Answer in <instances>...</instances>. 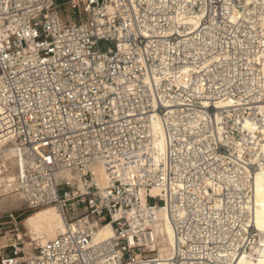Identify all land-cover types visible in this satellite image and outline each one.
I'll list each match as a JSON object with an SVG mask.
<instances>
[{
	"label": "built area",
	"instance_id": "1",
	"mask_svg": "<svg viewBox=\"0 0 264 264\" xmlns=\"http://www.w3.org/2000/svg\"><path fill=\"white\" fill-rule=\"evenodd\" d=\"M263 13L261 0H0V146L18 150L25 208L65 217L24 249L23 220L0 214V264H153L158 212L174 238L164 264L248 252L260 145L242 127L264 105Z\"/></svg>",
	"mask_w": 264,
	"mask_h": 264
},
{
	"label": "bare ground",
	"instance_id": "2",
	"mask_svg": "<svg viewBox=\"0 0 264 264\" xmlns=\"http://www.w3.org/2000/svg\"><path fill=\"white\" fill-rule=\"evenodd\" d=\"M261 2L264 7V0ZM261 23L264 26V13L261 15ZM263 112L264 105H259L257 110L253 111V116L243 121V132L249 134V139L253 142L252 146L260 145V151L254 150V157H252V160L257 162V169L252 176L251 204L246 205L250 208L251 221L257 232L250 250L239 255L235 264H264V162L261 161L264 158V141L261 142L257 138L260 135L262 140L264 139V125L260 123L258 117ZM152 124H159V122L153 118ZM154 144L159 150H163L160 137L155 138ZM8 164L13 168L18 164V150L13 144L0 146V196L17 199L23 196L17 186L18 170L16 172L11 169L4 172L2 165L6 168ZM94 172L99 184H106V174L102 166L95 165ZM63 176L76 178V175L69 171L63 173ZM23 224L26 227L25 235L27 234L28 238L25 243L23 240V243L24 249H27L33 240L40 245L62 232L65 229V217L59 206L50 204L32 211L23 219ZM111 233L112 229L107 225L96 231L93 240L110 236ZM152 239L154 240L153 247H156L158 251V257L153 264H164V259L171 253L174 238L169 221L162 212H158V221L152 231Z\"/></svg>",
	"mask_w": 264,
	"mask_h": 264
},
{
	"label": "rangeland",
	"instance_id": "3",
	"mask_svg": "<svg viewBox=\"0 0 264 264\" xmlns=\"http://www.w3.org/2000/svg\"><path fill=\"white\" fill-rule=\"evenodd\" d=\"M61 16L64 21L66 22H72L76 21L79 19V16L72 14L66 6L61 7ZM3 170L8 171L13 169L14 171L16 170L17 172V164L14 165V168L8 164V166L5 168L3 165ZM8 211H13L15 212L20 219H24L27 215H29L32 211L34 210H29L25 208V201L22 197H18L17 199H11V197H3L2 195L0 196V214H5ZM21 231L27 233L25 225L22 223L21 224ZM27 234L23 237L24 243L25 240H27ZM3 242H5L3 240ZM1 242V243H3ZM34 241H32L33 243Z\"/></svg>",
	"mask_w": 264,
	"mask_h": 264
}]
</instances>
